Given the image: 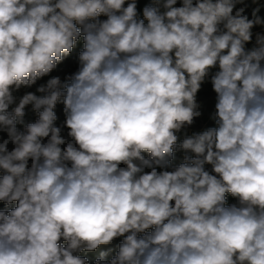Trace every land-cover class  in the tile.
Wrapping results in <instances>:
<instances>
[{"label":"clouds","instance_id":"1","mask_svg":"<svg viewBox=\"0 0 264 264\" xmlns=\"http://www.w3.org/2000/svg\"><path fill=\"white\" fill-rule=\"evenodd\" d=\"M249 7L152 0L141 19L137 0H0V264H89L118 238L95 264H264V32L246 47L264 17ZM81 38L77 70L50 76ZM206 81L216 127L181 140Z\"/></svg>","mask_w":264,"mask_h":264},{"label":"rangeland","instance_id":"2","mask_svg":"<svg viewBox=\"0 0 264 264\" xmlns=\"http://www.w3.org/2000/svg\"><path fill=\"white\" fill-rule=\"evenodd\" d=\"M245 2L250 5V7L248 9H246V14L249 15V18H251L252 8H256V7H258L260 9V12L258 14L260 16L264 17V0H256L255 4L252 3V0H245ZM151 3H152V0H137V9H138V13L140 14L141 19L143 18L142 10H143L144 6L151 4ZM178 6H179V0H178ZM240 6H242V5H237V7H240ZM101 19H105V17L102 16ZM252 31H253V40H252V43H249L248 45H246L247 48H251L254 46V44H255V33L264 32V28L256 26L252 29ZM82 48H83V41L81 38V40L78 41L76 46L74 47L71 55L66 57L65 60L57 66V69H55L52 73H50V76L60 75L61 78H63L65 75L75 72L77 70V67H78V53L82 50ZM217 70H218V68L213 69L212 71L214 73ZM50 76L44 77L41 80H38L37 84L33 85L31 88H22L20 90V92L18 93V95H23L25 92H29V91L35 92L37 95H43L42 93L36 92V88L40 84L46 83L47 79H49ZM196 100H197V103L201 105L202 116L196 118L195 123L192 126L183 130L181 133H178V136L180 137L181 140L184 138L185 134L192 135L193 133H196V132H202V131L206 130L207 128L216 127L215 120L212 119V116L215 112L216 94L212 90L210 82L206 81L202 85L201 91L197 94ZM25 111H26V115L23 118L25 124L35 122V120L38 119V116L32 110L31 105L27 106ZM55 111H56L57 116H58V120L56 121V125L57 126H63L64 121H65V116L63 113V104L62 103L58 104ZM17 127L20 131L24 130L23 124H18ZM67 131L68 130L66 128H63V134L66 135ZM0 137L7 138V134L6 133H0ZM8 147H9V150H11V148L13 146L11 144H9ZM175 157L176 158L172 162L174 165H179L181 162H183V152L182 151H178L175 154ZM210 167H211L210 165H206V168L210 169ZM2 175H3V172L0 171V176H2ZM228 203L229 204L235 203V200L230 195L228 196ZM15 206H16V202H13L12 205L7 206V207H15ZM5 207L6 206L4 205V203L0 202V210L5 209ZM121 239L122 238H118V239L114 240L113 243L110 245H101L95 251L82 252V253H80V255L83 257H87L89 264H95V260L97 259V257L99 256V254L101 252L109 251V249H111L112 251H111L110 255H114L115 250H116V246L119 244ZM62 243H66V242L62 241Z\"/></svg>","mask_w":264,"mask_h":264}]
</instances>
